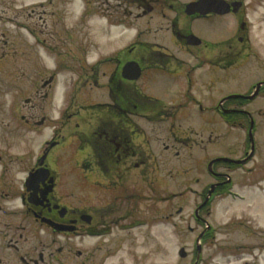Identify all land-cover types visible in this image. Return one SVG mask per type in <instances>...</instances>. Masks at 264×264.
I'll use <instances>...</instances> for the list:
<instances>
[{
  "label": "flooded vegetation",
  "instance_id": "obj_1",
  "mask_svg": "<svg viewBox=\"0 0 264 264\" xmlns=\"http://www.w3.org/2000/svg\"><path fill=\"white\" fill-rule=\"evenodd\" d=\"M35 5L34 44L42 63L29 82L51 114L43 106L28 118L23 104L10 105V78L22 83L18 90L24 81L9 76L18 63L9 66L1 54L0 264H116L109 261L120 245H133L135 231L146 229V242L155 225L167 232L175 219L183 242L180 258L188 264H213L219 253L241 264H249V256L264 260V225L254 216L215 222L216 201L244 198L226 190L231 175L218 167L232 172L245 166L257 148L258 127L248 105L264 93L263 82L252 90H228L235 77L261 70V0H39ZM66 69L81 74L70 75L58 94ZM217 88L225 91L219 95ZM82 93L84 101L86 95L108 100L93 104L101 109L93 117L84 102L74 110ZM215 101L224 126L245 134L241 158H194L197 150L206 153L207 144L218 142L212 119L206 123L209 134L191 122L179 124L183 135L174 131L176 122L204 115L203 102ZM35 135L42 138L35 141ZM182 151L198 165L208 160L215 182L199 193L197 206L172 212L169 167L182 159ZM251 154L245 165L225 161ZM160 202L165 209L154 217ZM230 229H242L252 237L250 244L218 238Z\"/></svg>",
  "mask_w": 264,
  "mask_h": 264
},
{
  "label": "rangeland",
  "instance_id": "obj_2",
  "mask_svg": "<svg viewBox=\"0 0 264 264\" xmlns=\"http://www.w3.org/2000/svg\"><path fill=\"white\" fill-rule=\"evenodd\" d=\"M39 0H0V55L5 54L7 57L3 62L10 63L17 62L16 67L18 71L14 70L9 72V76L13 77L14 74L21 78L20 81H24V87L18 90V87L22 83H16L14 78H10L8 86V96L7 99L12 105V100H17L20 104L25 106V115L29 118L30 112H35L43 109L47 110V115L50 116V104L42 102L40 104L37 97L38 87L35 83L29 82V78H33L36 74V67L40 66L42 63V53L38 51L35 47L36 41V22L37 15L36 3ZM44 23V22H43ZM261 70H249L240 77H235L232 86L228 91L242 92L249 88L252 90L254 84L259 82H264V0H261ZM55 36V35H54ZM54 41V38H53ZM37 54L40 59L37 60ZM69 59L66 58L64 61V67L69 68ZM53 63V57L52 61ZM31 66H28V65ZM38 64V65H37ZM69 66V67H68ZM28 67V68H27ZM73 72L69 73L63 72V81L58 86V94L66 89V79L71 78L70 75L75 77V74H81L80 69H74ZM7 73V72H5ZM19 81V82H20ZM18 86H17V85ZM216 93L219 95L222 93L220 88H217ZM97 96V91L95 92ZM225 93V92H224ZM22 96V97H21ZM80 101L76 102V108L74 110L80 109V105L84 102L90 116L97 114L100 108L93 106L97 102L107 101V98L89 97L86 95L85 101L83 100V93L81 94ZM59 97V96H58ZM15 98V99H14ZM99 99V100H98ZM61 102L59 99H57ZM58 103V102H57ZM90 104V106H88ZM205 112L204 115H193L190 117L189 121H179L176 122L175 133L184 134L180 127L187 126L189 122L196 125L197 128H206L207 134L209 131L208 121L212 119L210 124L214 125L215 133L214 139L217 138V144L211 146L207 144V152L204 153L203 148L197 150L194 158L201 156V158H206L205 155L209 157L222 156L231 159L241 158L245 152V134L240 131H232L227 128V126L221 122V118L215 109L218 106V101L216 102H203L202 103ZM59 106H61L59 104ZM41 107V108H40ZM59 109V108H58ZM249 111L255 117L257 123V131L255 133V140L257 143V148L255 155L250 160V162L236 170H226L222 167H218L220 171L230 174L232 178V191L239 194V196L244 197L243 199H233L228 198L225 200L216 201V212L217 217L215 222L221 224L223 222H228L233 216H241L242 214H249V216H254L259 225H264V93H261L256 100L248 105ZM91 117V121H93ZM207 121V122H206ZM181 123V125H179ZM92 126V125H91ZM92 129V127H91ZM213 129V131H214ZM44 134V133H43ZM36 139H40V135L34 136ZM34 141V142H35ZM210 145V146H209ZM65 146V145H64ZM183 153V151H182ZM187 153H183L182 159L179 161L174 160L170 163L169 167V201L168 206L170 211L174 212L177 208H191L197 206L200 203L199 193L210 187L215 179L208 171L207 162L203 161V164H199L192 159V156H186ZM219 171V172H220ZM80 174V173H79ZM76 175V173H75ZM197 192V193H196ZM165 209V204L158 203L154 205V217L159 216ZM188 212V210H185ZM228 220V221H227ZM179 223L178 219L171 221L168 225V231H165L164 225L161 223L154 226L152 230V239L144 242V235L146 229H139L135 231L137 240L133 245L123 244L116 249L114 258L109 261L118 264H188L187 260L182 261L180 258V248L183 245L180 235L175 231L173 223ZM178 227V225L176 226ZM221 227V226H220ZM220 236L218 238L226 239L228 243H243L242 245L248 246L252 240L251 236L246 235L243 230L230 229L221 230ZM230 239V240H227ZM257 253V251L255 252ZM249 264H264V260L258 259V261L253 260L252 257H246ZM213 264H241L240 260H228L221 256V253L217 255L216 260Z\"/></svg>",
  "mask_w": 264,
  "mask_h": 264
},
{
  "label": "water",
  "instance_id": "obj_3",
  "mask_svg": "<svg viewBox=\"0 0 264 264\" xmlns=\"http://www.w3.org/2000/svg\"><path fill=\"white\" fill-rule=\"evenodd\" d=\"M252 150L254 151L255 150V146H254V143H253V139H252ZM253 154V153H252ZM252 154L250 155L249 158L245 159V160H242V161H232V160H225V161H230L232 163H235V164H244L246 163L251 157H252ZM214 189V186H212L211 188V191ZM182 255V254H181Z\"/></svg>",
  "mask_w": 264,
  "mask_h": 264
}]
</instances>
